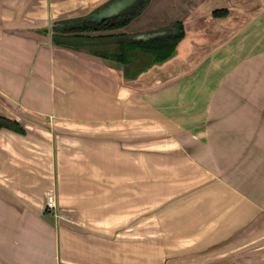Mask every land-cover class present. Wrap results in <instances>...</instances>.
Returning <instances> with one entry per match:
<instances>
[{
    "label": "crops",
    "instance_id": "1",
    "mask_svg": "<svg viewBox=\"0 0 264 264\" xmlns=\"http://www.w3.org/2000/svg\"><path fill=\"white\" fill-rule=\"evenodd\" d=\"M106 1L0 0V115L23 127H0V264H264V0H150L140 15L148 14L147 28L181 21L182 39L214 43L197 61L195 46L176 50L129 79L41 32ZM216 9L226 13L214 16ZM145 129L156 151L171 153L163 166L151 157V192L143 193V159L119 158L120 174L101 178L92 207L72 185L68 193L63 168L79 143L64 138L100 133L137 142ZM259 151L261 163L252 155ZM212 160L216 175H205ZM111 179L117 209L104 200ZM128 181L138 192L132 199L152 203L167 184L162 194L177 201L167 209V246L144 253L141 238L122 232ZM48 191L58 216L44 205Z\"/></svg>",
    "mask_w": 264,
    "mask_h": 264
},
{
    "label": "rangeland",
    "instance_id": "2",
    "mask_svg": "<svg viewBox=\"0 0 264 264\" xmlns=\"http://www.w3.org/2000/svg\"><path fill=\"white\" fill-rule=\"evenodd\" d=\"M147 15L148 14L145 13L143 16L146 17ZM143 16L140 15L137 16L134 20H132V22L127 27H123L122 29H118L114 32L126 33L129 34L130 36H133L138 33L151 30V28L146 27L148 25H146L147 22L145 21V19H143ZM48 28H50V26H48L47 29ZM46 35L50 36L49 33H47ZM191 36H193V34L188 35L185 39H181L178 42L175 51L178 50L180 53L188 52V51H192L195 46L194 53L193 55H191V61L194 62L202 57L204 51L209 47V45L213 44L214 41H212L211 39H207V40L198 39L195 41H191L190 40ZM196 49H198V51ZM143 57H145L144 59L151 61V57L149 54L142 55L140 58ZM145 63L147 62L144 61L142 63V66ZM129 65H130L129 71L130 73H133L136 69L141 67V62L139 61L130 62ZM150 83L151 81L149 78L147 77L143 78L142 85H149ZM261 124L262 122L260 120L259 126H261ZM71 127L72 128L74 127L76 129V125ZM112 131H118V130L112 129ZM147 131L148 129H145L143 131L144 133L142 136V141H137V142L134 140L133 135L124 136L118 134H100V133H96L94 135L92 134L85 136H74L73 139L64 138V141H68L70 143H79V146H72L68 142L64 144L65 146L75 147L74 150L70 148V151L67 152L68 161L66 162H69L70 166L63 168V175L65 178H68V181L70 183L67 186L68 193H70L69 191L72 185V187L74 188L73 191L77 192L76 195L80 198H83L79 201H81L83 205L87 203H91L90 206L92 207L93 203L94 202L96 203V201L98 200L96 196L98 195L97 191L99 187L102 185L99 183L100 181H102L101 178L106 174H108V171L110 172L111 177L114 176L116 177L118 174H120L118 172V167L115 166L116 164H119L118 161L119 158L126 159V161H130L132 163L134 160H138L140 158L143 159V166H144V172H143L144 176L142 178L143 193L145 194L147 192H151L152 189L151 177L148 176L150 174L149 170L151 166L150 159L152 156L155 157V155L157 154L158 156H160V158H162L163 160L162 166H163V164L168 160V157H165L168 152L156 151L157 148L155 145L157 143V139H154L151 133H148ZM128 132H130V129H128ZM252 155H254V161L261 163V159H262L261 151H259L258 153H254ZM209 157L211 158L210 155ZM86 160H89V163H84L85 164L84 165L83 162ZM210 163H212L213 167L202 168L201 172L208 176L211 175L215 176L217 169L214 168L215 164L213 163V160L210 161ZM245 163L246 161L242 160L241 164L238 166L239 169H242L240 174L242 176H246ZM146 170H148V172ZM233 171L234 173H237L238 168L236 167ZM227 175H228L227 176L228 181H231L230 169L229 170L227 169ZM164 180L165 179L161 180L160 182H163ZM113 182L114 180L111 179V187H112L111 196L105 197L104 200L109 202L111 200V203L113 204V206H116L115 209H117L118 205L115 203L114 198L116 199V202L119 204L120 196L115 195L117 194V188H114L115 186ZM115 185L117 186V184ZM166 185H167L166 183L160 184L159 186L161 191L159 193L160 200L158 202L152 203L151 199L147 197L142 199L137 196L135 199H132L136 194H138V192L135 189L133 183L130 184V181L127 182V193H126V211H127L126 226L127 227L122 232H125L126 235L128 237H131L133 240L135 238L136 239L141 238V241L143 242L142 244L144 247L143 248L144 253H146L147 251L150 253L151 248L154 244H158V245L160 244V246L163 244L167 246L168 240L166 237V233H164L165 231L164 224L168 212L167 209L168 207H170V210L172 211L173 204H175L177 201H170L168 203L167 196L162 194V191ZM233 185L236 186L237 184H233ZM103 188L106 189V185ZM92 192L96 193L94 195L95 197L94 201L90 199L88 200L85 196L86 193H92ZM111 234L118 235V233H111Z\"/></svg>",
    "mask_w": 264,
    "mask_h": 264
},
{
    "label": "trees",
    "instance_id": "3",
    "mask_svg": "<svg viewBox=\"0 0 264 264\" xmlns=\"http://www.w3.org/2000/svg\"><path fill=\"white\" fill-rule=\"evenodd\" d=\"M148 2L149 0H144L140 7L144 9ZM137 13L138 12L134 15ZM223 13H226V9H216L212 11V15L214 16H220ZM131 21V17L121 19L117 16H110L102 18L101 20H85L83 16H80L56 21L50 26V28L42 29L41 31L50 34L51 43L55 47L83 51L100 58L111 59L118 64L123 65L122 74L124 75V78L129 79L138 76L151 64L161 63L173 55L176 45L185 34L181 21H175L172 23L173 32L168 36L158 38L133 37L127 40L126 33L112 32L125 27ZM94 32L99 34H91ZM145 54L150 55L151 61L144 59L145 57L140 58ZM138 61L141 63L147 61L148 64L143 65L133 73H130V62ZM0 127L23 131V127L18 121L1 115Z\"/></svg>",
    "mask_w": 264,
    "mask_h": 264
},
{
    "label": "water",
    "instance_id": "4",
    "mask_svg": "<svg viewBox=\"0 0 264 264\" xmlns=\"http://www.w3.org/2000/svg\"><path fill=\"white\" fill-rule=\"evenodd\" d=\"M135 1L136 0H108L105 3H103L102 5H100L99 7L95 8L94 10L89 12L88 14L83 15V17L85 20H88V19L89 20H93V19L101 20L102 18L110 17V16H113V15L121 12L126 7L133 4ZM162 33H163L162 30H152V31L138 33V34L134 35V37L135 38H152V37H156ZM50 41H51V39H50ZM67 50L75 53L76 55H78L82 59H90V60L91 59L92 60L102 59L98 56L88 54V53L83 52V51H76V50H71V49H67Z\"/></svg>",
    "mask_w": 264,
    "mask_h": 264
},
{
    "label": "flooded vegetation",
    "instance_id": "5",
    "mask_svg": "<svg viewBox=\"0 0 264 264\" xmlns=\"http://www.w3.org/2000/svg\"><path fill=\"white\" fill-rule=\"evenodd\" d=\"M144 0H136L133 4H131L130 6H128V7H126L124 10H122L121 12H119V13H117L116 15H113L112 17H114V16H117V17H119V18H121V19H126V18H128V17H131V19L132 20H134L137 16H139V15H141V13L143 12V10L146 8V6L148 5V3L150 2V0H149V2L146 4V6H145V8L143 9V8H141L140 7V5H141V3L143 2ZM143 9V10H142ZM141 10H142V12H141ZM136 12H138L136 15H134ZM141 12V13H140ZM130 24V23H129ZM128 24V25H129ZM183 24V23H182ZM128 25H126L125 27H127ZM183 28H184V25H183ZM155 30H162L163 31V33L162 34H160V35H158V36H156L157 38L158 37H164V36H168L171 32H173V27H172V23L171 24H169V25H164L163 27H160V28H158V29H155ZM149 31H152V30H149ZM147 32V31H146ZM100 33H104V32H100ZM184 33H185V30H184ZM91 34H99V33H97V32H94V33H91ZM126 35V38H127V40H129V38H133V36H130L129 34H125ZM184 37V36H183ZM176 47H177V45H176ZM176 49V48H175ZM174 53H175V50H174ZM173 53V54H174ZM173 56V55H172ZM102 59H104V58H102ZM168 59V58H167ZM166 59V60H167ZM105 61H107L108 63H110L111 65H113L115 68H117V69H119V70H121V72H123V65H120V64H118L117 62H115V61H113V60H111V59H104ZM165 60V61H166ZM147 62V61H146ZM164 62V61H163ZM163 62H161V63H163ZM146 64H148V62L147 63H145L144 65H146ZM154 64H159V63H154ZM154 64H151L150 66H148V68H150L152 65H154ZM141 66H142V63H141ZM140 68V67H139ZM147 68V69H148Z\"/></svg>",
    "mask_w": 264,
    "mask_h": 264
},
{
    "label": "built area",
    "instance_id": "6",
    "mask_svg": "<svg viewBox=\"0 0 264 264\" xmlns=\"http://www.w3.org/2000/svg\"><path fill=\"white\" fill-rule=\"evenodd\" d=\"M44 205L47 209L53 210L58 216V206L56 202V195L54 191H48L44 197Z\"/></svg>",
    "mask_w": 264,
    "mask_h": 264
}]
</instances>
